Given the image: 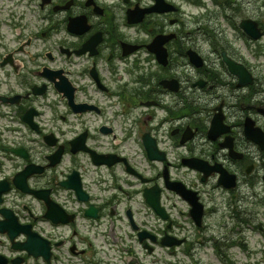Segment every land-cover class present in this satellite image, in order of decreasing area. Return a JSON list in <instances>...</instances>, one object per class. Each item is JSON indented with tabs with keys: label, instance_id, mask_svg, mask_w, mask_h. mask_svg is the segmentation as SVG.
I'll return each instance as SVG.
<instances>
[{
	"label": "flooded vegetation",
	"instance_id": "af4514ba",
	"mask_svg": "<svg viewBox=\"0 0 264 264\" xmlns=\"http://www.w3.org/2000/svg\"><path fill=\"white\" fill-rule=\"evenodd\" d=\"M194 1L1 2L9 18L0 24L17 35L0 41V64L8 95L26 94L10 105L30 121L10 129L15 112L0 111V220L17 222L20 241L14 252L0 235L6 264H104L121 230L147 248L138 226L157 239L180 223H156L143 191L168 212L178 181L204 205L200 235L228 220L242 233L264 215V67L247 55L262 43L233 12L209 4L196 14ZM225 57L250 75L233 74ZM209 241L229 246L226 233Z\"/></svg>",
	"mask_w": 264,
	"mask_h": 264
},
{
	"label": "rangeland",
	"instance_id": "374dc122",
	"mask_svg": "<svg viewBox=\"0 0 264 264\" xmlns=\"http://www.w3.org/2000/svg\"><path fill=\"white\" fill-rule=\"evenodd\" d=\"M236 2L242 8V16H255L264 21V0H236ZM190 10L194 12L196 11V9L193 7H191ZM2 29H6V26L4 24L2 25ZM261 43L264 47V37L262 38ZM241 51L245 54V49H241ZM248 53L249 50H247V55L249 56L251 53ZM258 59L261 63L259 64L264 67L263 55L258 57ZM260 219L264 221V217ZM253 221H257V219H253ZM220 223H217L214 227H212L209 231H206L203 235L206 238L210 239L211 235L221 237L224 236L226 233V236L229 239L233 240V242L230 243V246L226 248V253L223 254L228 260H231L230 264H264V240L258 234V232L251 229L249 226L243 225L242 242L245 244L244 247L246 248L243 249L234 244V242L239 237H241L240 233L236 234V232L234 231V223L230 220H228L227 224L220 225ZM186 229H190L188 234L194 232V229L191 226H188V228ZM195 237L196 236H192L191 241L194 240L197 249V254L199 252V255L197 256L199 264H227L226 262H222L218 255H216L210 242H207L206 244H199L195 241ZM167 257L169 261H173L175 259L171 255H168Z\"/></svg>",
	"mask_w": 264,
	"mask_h": 264
},
{
	"label": "water",
	"instance_id": "95a60500",
	"mask_svg": "<svg viewBox=\"0 0 264 264\" xmlns=\"http://www.w3.org/2000/svg\"><path fill=\"white\" fill-rule=\"evenodd\" d=\"M250 34H252L253 36H255V34L254 33H252V32H250V31H248ZM237 72V71H236ZM238 72H241L240 70L238 71Z\"/></svg>",
	"mask_w": 264,
	"mask_h": 264
}]
</instances>
